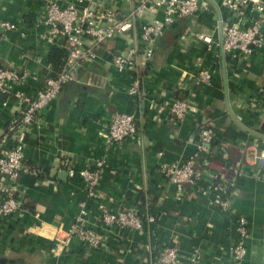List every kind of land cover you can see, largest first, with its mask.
I'll return each instance as SVG.
<instances>
[{
	"label": "crops",
	"instance_id": "crops-1",
	"mask_svg": "<svg viewBox=\"0 0 264 264\" xmlns=\"http://www.w3.org/2000/svg\"><path fill=\"white\" fill-rule=\"evenodd\" d=\"M94 2L119 11L128 7L121 0ZM45 15V0H0V19L16 24L0 37V59L6 67L28 72L14 90L30 95L53 77L48 52L61 46L48 35ZM186 18L155 41L150 59L139 56L136 70L119 72L110 62L112 53L139 43L136 30L101 44L98 58L80 65L79 80L64 86L43 109L38 125L21 132L17 142L24 143L23 164L31 170L14 181L20 210L0 215V264H152L170 243L183 260L196 254L200 264H264V171L257 158L264 150V49L232 62L216 45L222 34L215 6ZM198 33L212 34L214 44L198 39ZM200 66L211 70L210 84L196 83ZM135 74L140 95L127 92ZM175 94L191 104L182 121L155 104ZM22 108L13 95L0 93V136ZM117 111L135 112L138 130L107 148L106 130ZM202 124L215 128L212 149L196 184L178 189L160 166L186 162L197 151ZM13 144L10 140L7 147ZM103 157L97 192L86 207L90 225L101 224L103 212L134 208L156 219L137 230L113 227L104 245L90 247L66 232L85 197L84 182L67 172ZM226 159L240 161L242 168L229 193L230 212L214 203L215 175L232 176ZM239 214L250 227L247 253L235 260L230 247L240 240Z\"/></svg>",
	"mask_w": 264,
	"mask_h": 264
},
{
	"label": "built area",
	"instance_id": "built-area-1",
	"mask_svg": "<svg viewBox=\"0 0 264 264\" xmlns=\"http://www.w3.org/2000/svg\"><path fill=\"white\" fill-rule=\"evenodd\" d=\"M127 7L119 11L114 7H98L94 0H45V23L51 39L67 50L66 60L57 76L48 77L45 84L36 94L30 95L22 90H14L28 77V72L12 67H6L0 59V93L13 95L23 108L20 116H14L0 136V215L8 217L17 213L22 202L14 185L19 173L30 172L25 167L24 143L18 141L21 132L33 125H38L41 112L53 102L65 85L78 81L77 71L84 61L98 58L97 48L119 35L136 30L139 35L138 44H130L126 49L111 54L113 67L123 72L136 70L139 56L148 60L154 54L155 41L164 34L166 29L176 20L189 17L202 10H212L216 7L219 14V28L222 34L217 47L224 57L237 61L254 49H264V0H121ZM148 13L153 18L147 17ZM155 15H158L156 18ZM16 24L10 20L0 19V37L6 31L15 29ZM197 38L212 46V34L198 33ZM218 55V54H217ZM211 70L204 66L198 69L196 83L210 84ZM141 80L137 74L127 87L131 95H140ZM264 99V89L262 92ZM163 112L182 121L191 111L188 97L173 95L168 101L156 102ZM137 114L135 112H115L111 117L105 134L107 148H112L126 138L133 137L138 130ZM197 151L184 163H162L160 171L163 176L178 189L184 183L196 184L203 170L196 167V157L210 153V145L215 139V130L200 126ZM10 140L15 144L7 147ZM227 151L223 149L225 154ZM260 167L264 171V150L257 155ZM205 164V162H203ZM106 159L96 158L81 168L71 166L68 175L77 178L85 184V197L82 199L81 211L72 225L67 229L68 237L75 238L87 246L101 247L107 241V233L113 227L130 230L142 228L145 220L154 222L155 216L143 217L137 209L103 212L101 224L90 225L87 218V204L97 192ZM242 173L241 162L237 161L230 178L215 175L214 187L216 195L214 203L222 211L230 212L232 205L229 199L230 188L233 187ZM249 220L239 214L235 219V230L240 240L230 247L235 260H241L247 253L245 243L249 234ZM152 264H200L196 254L183 260L177 245L170 243L160 248L157 258Z\"/></svg>",
	"mask_w": 264,
	"mask_h": 264
},
{
	"label": "trees",
	"instance_id": "trees-1",
	"mask_svg": "<svg viewBox=\"0 0 264 264\" xmlns=\"http://www.w3.org/2000/svg\"><path fill=\"white\" fill-rule=\"evenodd\" d=\"M193 16V15H192ZM186 17L184 18H180L176 21H178L177 23H179V21H182V20H185ZM188 19V18H186ZM176 23V24H177ZM167 30V29H166ZM166 32V31H165ZM164 32V33H165ZM66 56H67V50L62 47V46H59V45H53L51 47V49L49 50L48 52V62L50 63V65L53 67V76H57L60 72H61V69L63 67V64L66 60ZM85 62V61H84ZM83 62V63H84ZM82 63V64H83ZM80 67V66H79ZM71 83V82H70ZM69 84V83H68ZM66 86V85H65ZM64 88V87H63ZM181 97V96H180ZM183 97V96H182ZM17 116H20V114H18ZM207 128H212L215 130L214 126L211 125V124H206L205 125ZM210 151L212 149V146L210 145ZM208 154H201L200 156H197L196 157V167L197 168H200V169H203L204 167V160L206 158ZM227 165L231 167V169H234V167L236 166V163L229 160V159H226L225 160ZM43 174V173H42ZM189 185H193V184H190V183H184L183 184V188H185L186 186H189ZM232 189V187L230 188V190ZM1 192V191H0ZM2 193V192H1Z\"/></svg>",
	"mask_w": 264,
	"mask_h": 264
},
{
	"label": "water",
	"instance_id": "water-1",
	"mask_svg": "<svg viewBox=\"0 0 264 264\" xmlns=\"http://www.w3.org/2000/svg\"><path fill=\"white\" fill-rule=\"evenodd\" d=\"M67 172V171H66ZM68 173V172H67Z\"/></svg>",
	"mask_w": 264,
	"mask_h": 264
}]
</instances>
